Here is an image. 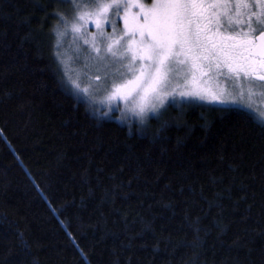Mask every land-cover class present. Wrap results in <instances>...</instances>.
<instances>
[{"label":"trees","instance_id":"1","mask_svg":"<svg viewBox=\"0 0 264 264\" xmlns=\"http://www.w3.org/2000/svg\"><path fill=\"white\" fill-rule=\"evenodd\" d=\"M59 5L0 0V264H264V122L96 116L55 65Z\"/></svg>","mask_w":264,"mask_h":264},{"label":"snow or ice","instance_id":"2","mask_svg":"<svg viewBox=\"0 0 264 264\" xmlns=\"http://www.w3.org/2000/svg\"><path fill=\"white\" fill-rule=\"evenodd\" d=\"M113 7L124 9V29L119 37L109 38L107 52L127 61L121 67L131 78L113 82L105 98L131 104V111L141 117L140 125L146 124L143 117L148 112L159 119L172 104L210 100L228 107L221 95L201 86L213 74L219 76L226 70L237 80L264 82V0H153L150 6L141 0H110L95 13L98 29ZM87 15L82 13L79 19ZM71 28L80 31L76 23ZM72 83L79 89L78 82ZM177 94L189 99L177 101ZM73 95L80 98L78 91ZM167 123L162 121L161 128Z\"/></svg>","mask_w":264,"mask_h":264},{"label":"rangeland","instance_id":"3","mask_svg":"<svg viewBox=\"0 0 264 264\" xmlns=\"http://www.w3.org/2000/svg\"><path fill=\"white\" fill-rule=\"evenodd\" d=\"M59 1V16L53 29V56L59 76L70 93L80 92V100H83L90 110L98 117L111 119L121 125H127L129 121L140 120L141 117L136 112L131 111V104L125 105L124 101L115 100L109 102L105 97L111 91L113 82L120 83L124 79H130V75H124L126 69L121 64L127 61H119L107 52L109 38L119 37L124 29V9L115 7L109 9L106 19H103L101 28L96 27L95 13L101 4L109 3L110 0H72L67 2ZM146 6H150L153 0H141ZM138 12L139 9H132ZM89 14L85 20H80V14ZM119 13V15H117ZM76 23L80 27L79 32H73L71 25ZM63 32V36L57 33ZM87 41V43H85ZM99 49V53H97ZM139 63H137V68ZM119 68V71L116 69ZM97 77L100 79L97 80ZM73 81L79 83V89L75 88ZM207 87L221 95L228 106L240 107L247 110L258 120L264 122V82L248 81L243 78L237 80L227 74L217 76L213 74L210 78H205V83L201 85ZM88 91L84 92L83 89ZM168 99H173L169 97ZM177 101L189 99L187 97L175 96ZM168 100H165V104ZM205 105L220 106L218 101L203 100L199 102ZM182 110V105H169L162 117L173 115L174 110ZM94 109H99L107 116L99 115ZM178 111V112H179ZM175 112L174 114H176ZM151 117L156 118L148 112L143 119L146 121ZM160 117V118H162ZM119 118V119H118Z\"/></svg>","mask_w":264,"mask_h":264}]
</instances>
